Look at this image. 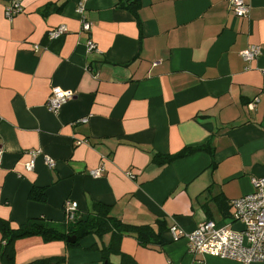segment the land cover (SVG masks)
Here are the masks:
<instances>
[{"label": "crops", "instance_id": "crops-1", "mask_svg": "<svg viewBox=\"0 0 264 264\" xmlns=\"http://www.w3.org/2000/svg\"><path fill=\"white\" fill-rule=\"evenodd\" d=\"M246 2L240 16L229 0H0V220L61 225L66 201L83 219L100 204L156 234L148 247L118 239L138 264H239L192 253L185 234L206 220L240 231L230 202L264 176V0ZM251 45L261 55L246 62ZM54 87L73 94L57 113L46 108ZM110 239L90 234L68 248L31 236L13 255L105 264Z\"/></svg>", "mask_w": 264, "mask_h": 264}, {"label": "built area", "instance_id": "built-area-1", "mask_svg": "<svg viewBox=\"0 0 264 264\" xmlns=\"http://www.w3.org/2000/svg\"><path fill=\"white\" fill-rule=\"evenodd\" d=\"M231 11L235 15L245 16L249 13V6L246 0H229ZM20 12V5L14 2L6 8L5 15L11 19ZM82 8H78L81 16ZM82 18V30L89 32L90 24ZM66 32L64 26H60L48 32L50 39L58 38ZM37 48V47H36ZM96 49L92 41L87 43V51ZM261 55L259 46L251 45L241 53V57L246 62H251ZM264 78V70L261 71ZM264 90V84H263ZM73 97L71 92L63 91L58 87L51 89V93L46 101V108L49 112L57 113L62 105ZM39 152H31V156L36 157ZM49 167L54 163L45 157ZM30 163L28 169L32 167ZM1 167V157H0ZM96 176L98 172H93ZM132 177L129 171L126 173ZM252 193L239 199L232 200L231 220L242 225L240 231H233L226 226L216 224L212 220H206L199 224L197 228L185 234L189 250L201 256H213L223 260H232L239 264L264 263V176L252 179ZM76 204L66 201L64 204L65 221L73 222L76 219ZM173 237L176 239L175 228H172ZM170 264V263H168Z\"/></svg>", "mask_w": 264, "mask_h": 264}, {"label": "trees", "instance_id": "trees-1", "mask_svg": "<svg viewBox=\"0 0 264 264\" xmlns=\"http://www.w3.org/2000/svg\"><path fill=\"white\" fill-rule=\"evenodd\" d=\"M193 150L184 151L177 156L168 159L172 161L174 158H181L191 154ZM44 195L36 191H32L30 198L44 202ZM0 232L2 239V249L0 250V258L3 264H17L13 255V243L17 239L28 238L31 236H40L47 242L61 241L68 248H75L79 241L87 235L95 234L98 237L104 234H110L111 239L107 246H103L101 256L105 264H114L109 261V256L119 254L120 261L118 264H138L132 257L119 251L117 241L125 234L135 236L138 244L142 247H148L153 244V235L151 228L148 226H133L122 223L120 220L113 218L109 214L106 206L96 204L94 211L86 219L76 216L73 222H64L61 225L48 223L44 219L34 218L27 220L24 224L19 225L16 229L11 228L6 221L0 220ZM74 237V243H68L67 238ZM65 257H52L47 259H39L28 264H62Z\"/></svg>", "mask_w": 264, "mask_h": 264}, {"label": "water", "instance_id": "water-1", "mask_svg": "<svg viewBox=\"0 0 264 264\" xmlns=\"http://www.w3.org/2000/svg\"><path fill=\"white\" fill-rule=\"evenodd\" d=\"M67 242L68 243H74L75 242V238L74 237L67 238Z\"/></svg>", "mask_w": 264, "mask_h": 264}]
</instances>
